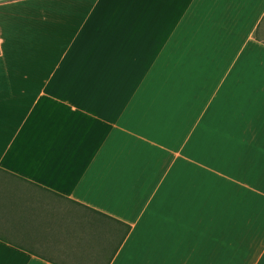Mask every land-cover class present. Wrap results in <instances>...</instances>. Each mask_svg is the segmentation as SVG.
<instances>
[{"label": "crops", "instance_id": "obj_1", "mask_svg": "<svg viewBox=\"0 0 264 264\" xmlns=\"http://www.w3.org/2000/svg\"><path fill=\"white\" fill-rule=\"evenodd\" d=\"M234 257L264 264V0H0V264Z\"/></svg>", "mask_w": 264, "mask_h": 264}, {"label": "rangeland", "instance_id": "obj_2", "mask_svg": "<svg viewBox=\"0 0 264 264\" xmlns=\"http://www.w3.org/2000/svg\"><path fill=\"white\" fill-rule=\"evenodd\" d=\"M262 262V261H261ZM259 260L255 259H245V258H236L232 259L231 261H227V264H262ZM219 264H225V262L219 260Z\"/></svg>", "mask_w": 264, "mask_h": 264}, {"label": "trees", "instance_id": "obj_3", "mask_svg": "<svg viewBox=\"0 0 264 264\" xmlns=\"http://www.w3.org/2000/svg\"><path fill=\"white\" fill-rule=\"evenodd\" d=\"M129 229V226L127 224H122V238L125 237Z\"/></svg>", "mask_w": 264, "mask_h": 264}]
</instances>
